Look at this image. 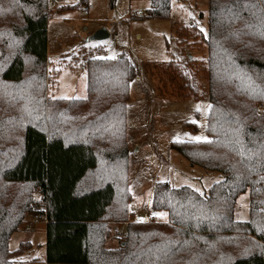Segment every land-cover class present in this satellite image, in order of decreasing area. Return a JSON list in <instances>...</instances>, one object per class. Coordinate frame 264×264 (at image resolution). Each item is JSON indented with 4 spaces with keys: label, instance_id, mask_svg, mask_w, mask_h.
<instances>
[{
    "label": "trees",
    "instance_id": "1",
    "mask_svg": "<svg viewBox=\"0 0 264 264\" xmlns=\"http://www.w3.org/2000/svg\"><path fill=\"white\" fill-rule=\"evenodd\" d=\"M169 9L170 0H150L146 17L167 18ZM49 16L48 0H0V264L32 247L7 248L31 209L32 196L14 191L27 184L45 206L47 263L264 264V0H207V140L170 148L223 177L203 194L156 183L151 208L166 212L164 222L128 220L134 63L88 57L86 98L47 99ZM184 80L179 88L196 99ZM246 191L248 219L238 221ZM109 221L126 223L113 249L104 247Z\"/></svg>",
    "mask_w": 264,
    "mask_h": 264
},
{
    "label": "rangeland",
    "instance_id": "2",
    "mask_svg": "<svg viewBox=\"0 0 264 264\" xmlns=\"http://www.w3.org/2000/svg\"><path fill=\"white\" fill-rule=\"evenodd\" d=\"M83 1L48 0L46 98L85 97L88 57L123 54L130 58L137 78L130 83L126 114L131 193L128 220L164 222L167 215L160 217L153 213L166 212L151 208L156 183L189 186L203 194L223 177L189 164L170 148L172 141L200 136V130L194 132L185 123L202 119L209 107L205 78L207 0H170L168 17L163 19L146 17L150 0H85L88 11L81 14ZM101 28L110 35L95 40L93 35ZM114 33L118 34L117 40L112 39ZM184 76L189 84L197 86L196 99L200 103L188 89L179 88L186 81ZM178 102L188 103L180 107ZM195 123L199 125L198 121ZM14 191L31 195L32 204L25 219L10 235L7 248L13 251L21 241L29 239L33 246L14 257L12 264H60L44 260L45 220L36 222L39 219L35 220L34 213H40L45 206L38 200L37 189L27 184ZM248 210L246 191L236 199L235 219L247 220ZM125 225L108 222L106 249L118 245L123 236L118 237L117 233L123 232Z\"/></svg>",
    "mask_w": 264,
    "mask_h": 264
},
{
    "label": "crops",
    "instance_id": "3",
    "mask_svg": "<svg viewBox=\"0 0 264 264\" xmlns=\"http://www.w3.org/2000/svg\"><path fill=\"white\" fill-rule=\"evenodd\" d=\"M136 78H137V76H136ZM195 101H198V102L200 103V101H199L198 99H195ZM186 103H188V102H178V104H179L180 107L185 106ZM208 104L210 105L209 102H208ZM175 105H176V104H175ZM208 108H209V107H208ZM207 112H208V110H207ZM201 116L203 117L202 119L196 120V119H198V118H195V120L199 122V125H198V123H197L198 129H197L196 131L200 130V136H199V137H205L202 131H203V130L205 131V128H206V116H207V113L202 114ZM200 120H202L203 127H202V125H201V127H200V124H201V121H200ZM196 121H195V122H196ZM188 122H189V121H188ZM196 131H194V132H196ZM205 133H206V132H205ZM206 138H207V137H206ZM202 140H203V139H202ZM128 153H129V146H128ZM35 220H36V219H35ZM36 222H40V220H36ZM45 224H46V221H45ZM28 239H29V237H28ZM25 241H29V242H31L30 239H29V240H25ZM21 242H22V241H21ZM31 245H32V243H31ZM32 246H33V245H32ZM31 249H32V247H31ZM44 258H45V256H44ZM44 260H45V259H44Z\"/></svg>",
    "mask_w": 264,
    "mask_h": 264
},
{
    "label": "snow or ice",
    "instance_id": "4",
    "mask_svg": "<svg viewBox=\"0 0 264 264\" xmlns=\"http://www.w3.org/2000/svg\"><path fill=\"white\" fill-rule=\"evenodd\" d=\"M246 7H255L254 5H251V6H247L246 5ZM253 14H255V13H253ZM236 18H239L238 17V15H237V17ZM248 27H251V25H248ZM202 31H203V29H202ZM262 36H264V32H261L260 33ZM107 59H115V56H111V57H106ZM64 99H73L72 97H63ZM84 98H86V97H75V99H84ZM193 123H195V121H193ZM191 139H193V140H196V141H200V140H207V138L206 137H199V136H196V137H191ZM240 155H244V152L243 151H241L240 152ZM261 179H264V177H262ZM197 191H199V190H197ZM153 215H156V216H160V217H166V213H153Z\"/></svg>",
    "mask_w": 264,
    "mask_h": 264
},
{
    "label": "built area",
    "instance_id": "5",
    "mask_svg": "<svg viewBox=\"0 0 264 264\" xmlns=\"http://www.w3.org/2000/svg\"><path fill=\"white\" fill-rule=\"evenodd\" d=\"M87 11H88V7H87V5L86 4H84V7L82 8V10L80 11V13L81 14H86L87 13ZM138 13H140V11H138ZM112 39L113 40H117L118 39V34L117 33H114L113 35H112ZM34 218L35 219H39V220H45L46 221V217H45V214L44 213H42V212H36V213H34ZM27 229H31L29 226H27ZM122 235V231L121 232H118L117 233V236H121Z\"/></svg>",
    "mask_w": 264,
    "mask_h": 264
},
{
    "label": "water",
    "instance_id": "6",
    "mask_svg": "<svg viewBox=\"0 0 264 264\" xmlns=\"http://www.w3.org/2000/svg\"><path fill=\"white\" fill-rule=\"evenodd\" d=\"M109 32L105 29V28H101V29H98L94 35H93V38L95 40H103L107 37H109Z\"/></svg>",
    "mask_w": 264,
    "mask_h": 264
}]
</instances>
